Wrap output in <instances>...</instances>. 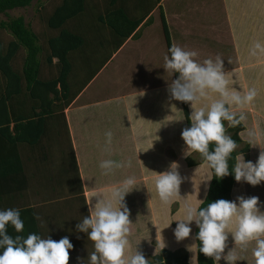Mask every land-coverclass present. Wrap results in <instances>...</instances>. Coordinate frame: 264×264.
I'll list each match as a JSON object with an SVG mask.
<instances>
[{"label": "rangeland", "instance_id": "rangeland-1", "mask_svg": "<svg viewBox=\"0 0 264 264\" xmlns=\"http://www.w3.org/2000/svg\"><path fill=\"white\" fill-rule=\"evenodd\" d=\"M183 1L185 0H159V2H156V0H130L129 6L127 5L129 7V11L133 9V5L135 3H144L143 5L140 4L142 10L146 11L147 9L152 7L153 12L150 13V16L152 15L153 17H151L145 24H143L142 27L137 30V33L132 36V44L128 41L127 45L125 46L126 50H130V48L132 49L130 50V52L134 53L133 60L105 61V59L111 52L110 50L114 47L109 42H112V40L116 41L117 39L106 25L98 22V20L96 19V16L98 14H103L105 12L104 10L107 6V3H105L104 5L102 0H85L87 5V13L85 12L84 14L82 12L83 14L79 13L77 16L73 17V24L77 25L76 30H79L80 28L82 29V31L80 29V31L82 32L81 35L85 38V40L80 48L72 52L70 59L73 65L69 76V91L72 95L80 90L78 92L79 94L76 93V95L81 94L78 98V104H93L100 99L107 100L108 97L114 94H119L123 91H130L127 89L135 91L141 89L143 90L144 88H150L152 87L150 85H154L157 83L164 82L171 84V81L176 79L175 73L172 74L170 71H166V69L163 67L165 64L164 56L168 54V49L160 18L161 8L164 11L163 13L167 22V26L169 27V32H172V34H174L175 36H177V34L176 32L174 33V28L177 26H183V22L174 23L173 18L176 14L182 13V11L186 12L185 14L192 19L188 20H190L195 26L198 27V25H204V28L207 26V28H210L207 31L209 32L210 37H212L211 40L213 41V43H206V46H199V48L196 49L198 53L202 49H205L204 52L201 51L203 52V54L199 53V60L203 61L206 58H215L217 55H219L222 57L224 64L228 65L226 67H233L235 65L234 63L236 62L235 55H233V49L229 45V43L225 42V40L227 41V39L229 38V24L226 21V12L228 14V11L227 8L225 10L223 6L224 0H191L193 3L189 1V3H186L187 5H181ZM61 2L62 0H33L27 7L15 8L8 11L7 15H0V19L3 20H7L8 17L22 16L24 18V21L29 24L30 28L37 34L39 43L44 44L45 46L41 54L42 68L40 69L41 75L45 79L50 78L52 75H56L58 72V67L56 66V64H54V67L51 64H48L45 60V57L49 53V49L46 44L47 39L54 33L51 32L52 30L47 25V18L52 14L55 7ZM226 6H229L228 3ZM263 6L264 5H262V7ZM262 7L260 5L257 6V8L254 7V9L251 10V13H254L255 16L256 13L260 14L259 19L263 23L264 7ZM228 8L230 9V7ZM246 18L248 19L247 16L245 17V19ZM210 33L213 36H211ZM247 33L251 32L247 31ZM11 38L12 36L6 29L0 28V41L3 43L4 47L7 46V43ZM178 40H180L184 46H188V43L190 42V40L188 41L187 38L182 39L181 36ZM148 42L151 43L149 44L150 46L148 45L147 47H139V43L146 44ZM227 45L229 46V49H226ZM179 46L182 45L180 44ZM148 47L153 50L156 48L157 51L154 50V53H159L160 51H162V53H159V59L162 60H143L142 58H140L138 53H135L133 51L136 48L138 50L145 49L146 51ZM23 58L24 53H20V55H18L13 60L12 66L15 68V70H22ZM113 61L119 62V69H114ZM52 62H54V60H52ZM100 68L102 70L96 73ZM246 69V74L244 75L245 79L247 80V82L250 80L254 81L250 85L248 84L247 89L255 88L257 90V96L254 100V103L260 108L255 109L259 114L256 113L254 115L252 109L243 111L246 115V120L243 122L245 129L239 133L242 141L240 144H238L237 149H243L246 146L247 141H249L248 144L250 145L249 150L248 152H246V154L238 155V162L242 161L243 159H245L246 161V157L249 159V161H252L253 156L257 155L255 153V149L258 153L259 151L260 153L264 152V150H261L262 148L264 149V123H261L260 125L257 124V119L259 120V116L264 117V87H258V83L264 82V64H260L258 66H248ZM161 70L162 74L160 73ZM92 76L93 78L91 79ZM229 80L230 83H234L233 79L229 78ZM239 80L240 79H238V81ZM4 87L5 79L0 73V96L2 95V93H4ZM84 87L86 91H83ZM76 95L73 97L69 105H67L63 109L58 110L57 112L59 115L63 116V119L65 117L64 121L66 125H61L63 128H67V124L69 125L67 121L68 119L65 115H67L66 112L69 110L67 108H70V105H73L71 106L73 108L68 114L71 117L74 116L72 114L74 106H76L74 105L76 104ZM213 97H217V95H214ZM19 98V101H17L16 98L14 99V101L10 105L11 109H15L18 107V105L22 104L24 105L25 111L27 112L28 110L26 109H29L28 113L31 114L32 109L30 107L32 106V99H30L25 89L23 90V93L19 96ZM149 100L146 106H141V110L139 109L140 111L137 112L138 116L136 114L132 115L131 120L126 118L128 115L123 110L122 102H109V109L114 110L118 116L117 137L119 136V138L121 139L123 143L122 149L126 151L125 153L124 151L122 152L127 159L126 163L128 162V160L131 161V167H129L130 173L137 170V166H134V163L136 165H139V170H142L143 168L144 170H147V173L149 174H157L167 170L169 168V165L173 161H175L178 162L180 174L182 177H184V179L180 185V196L176 198V202L170 205L165 204L160 200L156 190V186L154 191L151 193L152 189L150 182L155 184L156 180L152 182V179L149 180L148 177L146 198L144 194H139L140 191L143 192V188H141L136 182L135 186L137 188V193L135 192V195L133 194V206L135 209V214L132 213L131 215L130 213V220L132 221V224L130 226V240L131 246H133L132 251L133 253H135L138 249L144 254L146 258H149L151 255L156 254L158 251L157 248H154L155 245L151 244L152 242L153 244H160L163 247L165 246L164 248H170L171 250L182 248L183 251H188V254H190L191 256L190 259L193 260L196 252V245H194L192 233L188 238H185L182 241H177L174 232L171 231V229L175 228L177 224V221L173 220L182 218V216L180 215L183 214V205L186 203V199L184 198V196H187L191 201L192 193H194V190H196V192L198 193L199 188L203 184V188H207L208 182L204 180L210 177L209 169L206 165V161H204L200 157L198 152H193L192 156L184 155L187 146L183 145L185 144V142L181 138V132L182 129L186 127V121L184 118L181 101H177V104H175L176 102L174 101L167 103V105L165 104V101L161 103L160 105L164 106L162 113H160L161 119H158L157 122H155L154 118L151 121L149 120L148 114L153 111L156 112L155 110L157 109L159 104H154V102H151ZM187 105L191 114L193 109H190L189 103H187ZM199 106L200 105H197V107ZM105 109L106 105L99 109H96L94 111V115H91L90 117H87V119H85L86 125L83 128H85L86 130L89 128L90 131H95L96 128H99L102 137H106L105 133L108 131H111L114 135V130L116 129L117 125L113 121L102 119L101 115L105 114H101V112ZM233 110L238 111L235 107L233 108ZM253 117H256V121ZM57 122V126H60L59 123H61V120L58 119ZM131 125H135V131L132 129ZM250 132H254L256 134L254 140H251L249 135ZM137 133H140V135L138 136ZM59 134L61 133L58 132V135ZM227 134L230 135L231 133L227 132ZM256 136H258L259 138L257 139ZM128 140H131L132 143H129ZM258 140L259 143L256 142ZM71 143L72 140L70 139V144ZM254 144L255 146H253ZM176 147H180V149H176ZM138 149L143 150L138 152ZM52 151L53 152H51V157L48 158L47 161H43L42 163L38 162L37 164H39L38 168L43 166V170L45 172L58 173V178L49 177L48 179H46L45 184L40 188V182L43 179L42 175H44L43 171H41L40 174L36 176L35 184H33L32 180H30V182L28 180V184L30 186L29 188L32 195L34 194L36 197V203H40V205L47 207L44 213L47 212L50 222H48L49 224L46 222L45 225L50 229V235L56 233L55 236L62 238L67 233H70L69 235L73 233L68 231L71 230L74 213L77 211V214L79 215L81 209L80 202L75 197L69 199L68 196L70 195L67 194L69 192L67 187H70L71 190H75L73 196L76 194V177L69 172V174L65 176L61 170L52 169L53 166H55L54 168L56 169L60 163V159L58 157L60 153L56 152V150ZM38 153L40 152L37 151V154ZM258 157L259 156H255L254 158L258 159ZM141 159H143V161H141ZM53 160L55 163L52 162ZM103 160L104 157L100 156V161L96 166V168H99V171L97 173V181H100V174L103 173V170L99 167L100 162ZM28 163L31 165L32 162L27 161V164ZM75 166L77 167L76 161ZM69 170L70 168L68 169V171ZM245 185L246 182L244 181H240L235 184V187L232 190V194L234 195L232 200H235L238 196H256L251 192L252 189H248V192L245 193L243 191L244 189H246ZM260 185H263V187L259 188L258 192L260 194H263L264 182H261ZM254 190L255 189H253L252 191ZM20 192L23 194V191ZM153 194L156 197L152 199ZM88 196L89 195H87L86 197ZM17 198H20V194L17 195ZM259 198L260 201H264V197ZM93 200L95 201V198ZM83 209H85V207ZM261 211H264V207L261 208ZM76 217L77 216L74 217V221L76 220ZM162 220L167 222V224L172 221L171 225L168 227L166 226V229L162 224ZM53 222L55 226H57L56 228H54ZM153 228H155V235L153 234ZM39 231L42 232L41 230ZM165 231L166 233H164ZM145 240H151V242H149L147 246L143 245L145 243ZM141 244L143 245L142 247ZM228 244L229 246L225 249V253L230 250L232 252H235V254L239 257L244 258V260H238L236 264H254V257L252 254V249L255 246L254 242L249 244L246 251H242L239 246H234V240L228 241ZM86 246L90 253L94 250L93 242L87 241ZM232 247L233 249H231ZM134 249H136L135 252ZM189 249H192V251H190ZM83 256L85 264H87L84 246ZM219 264H227V262L221 259Z\"/></svg>", "mask_w": 264, "mask_h": 264}, {"label": "clouds", "instance_id": "clouds-1", "mask_svg": "<svg viewBox=\"0 0 264 264\" xmlns=\"http://www.w3.org/2000/svg\"><path fill=\"white\" fill-rule=\"evenodd\" d=\"M135 34L133 32L130 37ZM250 55L264 56V42L255 41ZM198 56L197 51L178 45H172L164 56L163 67L166 71L179 74L169 86L170 99L190 102L193 109L189 116L190 127L183 128L181 132V138L187 146L184 155L192 156L193 152H198L207 162L213 175L204 181L210 182L213 177L222 179L234 174L237 182L260 185L264 182V152H261L255 163L243 159L230 169L229 160L238 144L227 134L228 128H236L246 120L243 111L238 112L233 108L244 109L251 105L257 96V90L249 88L241 94L230 83L221 56L209 57L203 61ZM212 93L218 98L213 99L210 95ZM105 135L108 150L113 133L108 131ZM249 135L251 140L255 139L254 132ZM141 150L143 149H138V152ZM125 166L131 167V161L125 164L105 159L99 165L106 176ZM183 179L179 164L175 161L167 170L159 173L155 186L163 203L170 205L176 202ZM135 184L134 177H127L114 186L92 191L86 197L90 214L84 216L75 227L78 232L86 233L87 239L93 242L94 250L88 254L87 264H149V260L138 249L133 255H127L132 221L125 197L133 190L132 198L137 193ZM150 184L152 193L155 186L151 182ZM139 194L147 195L143 192ZM154 197L156 196L153 194L152 199ZM199 201L197 204L186 202L182 218L173 220L177 221L173 229L177 241L190 236L194 222L199 229L196 233V239L200 242L198 250L212 258L214 264H219L221 259L227 264L244 260L230 250L225 253L229 246V236L234 240V246H239L242 251H246L249 244L254 242V264H264V211H261L264 201H260L258 196H238L235 200L221 198L204 207L200 206L204 200ZM36 219H40L39 215H36ZM9 225L17 233L23 232L24 221L19 208L0 209V264H69L70 250L74 249L69 236L58 241L49 235L43 238L36 233H30L26 238L20 235L13 238L8 233ZM77 260L79 264H85L84 258L77 257Z\"/></svg>", "mask_w": 264, "mask_h": 264}, {"label": "trees", "instance_id": "trees-1", "mask_svg": "<svg viewBox=\"0 0 264 264\" xmlns=\"http://www.w3.org/2000/svg\"><path fill=\"white\" fill-rule=\"evenodd\" d=\"M32 1L0 0V15H7L8 11L15 8L27 7ZM102 2L104 5L107 3L105 12L98 14L96 19L98 22L110 28L113 35L116 36V41L114 42L113 40L115 48L120 47L123 41L135 32L148 15L149 17L146 22L150 19V12L153 9L150 7L144 11L141 8V5L144 3H140L141 5L135 3L133 9L129 11L128 6L130 0H102ZM156 2H159V0H156ZM86 11L87 5L85 0H62L47 18V25L52 30L51 32L54 33L47 39L46 44L49 53L45 57V60L53 67L52 60H57L56 66L58 67L57 74L47 79L42 77L40 70L42 68L41 54L45 46L39 43L37 34L24 21L22 16L8 17L7 20L0 19V28L6 29L12 36L6 47L0 41V73L5 79L4 93L0 96V206L1 202H4L5 199L2 195L8 194L9 192L7 190L20 189L22 183L25 181L24 165L21 157L22 145L34 146L38 144L45 134L47 123L51 121V117L56 110L63 109L69 105L77 93L71 95L69 91V76L73 65L70 59L72 52L83 45L85 38L81 35V28V31L80 29L76 30L77 25L73 24V17L82 12L85 14ZM163 12L161 8L160 18L166 38L167 49L169 50L172 45ZM20 53H24L23 66L21 71H17L12 66V62ZM246 58L247 60H243V62L249 63L253 61L250 60L251 56L249 55ZM178 75V73H175L176 78H178ZM230 78L233 79V84L238 83V79H241L239 76ZM258 87H264V82L258 83ZM24 89L30 99H32V106L30 107L32 109L31 114L28 113L29 109H26L28 110L27 112L25 111L24 105L22 104L18 105L15 109H11L10 107L15 98L19 101V96L23 93ZM212 98L215 99L218 97ZM181 103L186 127H190L191 121L189 119L190 111L188 105L184 102ZM244 129L245 127L242 123L236 128H228L227 132H230L231 137L237 141V144H240L242 139L239 133ZM248 143L249 141H247L243 149H236L234 151L232 158L229 160L230 169L238 162L239 154L244 155L248 152L250 145ZM200 157L203 159L201 155ZM246 161H249L247 157ZM206 165L209 169V176L211 177L213 170L208 166L207 162ZM3 183H6L8 187L3 185ZM236 183L234 174L225 176L222 179L213 177L207 184V190H205V187L203 188V184L199 188L198 193L194 190L191 201L187 196H184V198L186 202L193 204H196L199 199L204 200L200 204L202 207L206 206L209 202L221 198L232 200L234 196L232 190ZM248 184L246 182V189L243 190L245 193L248 192V189H255L254 191L251 190L254 195L264 197V193L260 194L258 192L259 188L263 187V185L250 186ZM11 205V202L7 203L8 208H12L10 207ZM19 209L21 210V218L24 221V230L21 233H17L14 227L9 225L8 233L13 238L17 235L26 238L30 233L40 235L33 207L24 206ZM180 216H183V214ZM192 229V239L195 241L194 245H196L193 260L190 259L191 256L188 254V251H183L182 248L175 250L162 248L158 253L151 255L149 258L145 257L149 260V264H214L212 258L199 252L198 246L200 242L196 239V233L199 229L195 224L194 226L192 225ZM230 240H232L231 236H229Z\"/></svg>", "mask_w": 264, "mask_h": 264}, {"label": "crops", "instance_id": "crops-1", "mask_svg": "<svg viewBox=\"0 0 264 264\" xmlns=\"http://www.w3.org/2000/svg\"><path fill=\"white\" fill-rule=\"evenodd\" d=\"M189 1H191V0H188V1L185 0L181 3V5H184V4L187 5L186 3H189ZM191 3H193V2L191 1ZM227 3L229 5L228 7H230V9L226 6ZM223 4H224L223 6H224L225 10L227 8V11H228V14L226 11L225 12H226V17H227L226 21L229 24V28H228L229 38L227 39V41L225 39L224 40H225V42H228L229 45L232 47V49H233L232 52H233V55H235V60H236V62L234 63L235 65L233 67L232 66L226 67L228 65L224 64V70L227 73L228 78L235 77V76H239L241 78L238 81V83L234 84L233 86L236 87L237 90H240L243 94V92L247 90L248 84L250 85L252 82H254L253 80H250L247 82V80L245 79L244 75L246 74V72H245V70H247L246 68L248 66H258L260 64H264V56L252 57L250 55V49H251V47L255 41L259 40L261 42H264V20L262 23L259 19L260 14L256 13V16H255L254 13H251L252 12L251 10L254 9V7L257 8V6H259V5L262 7V5H264V0H224ZM151 12H153V10ZM185 13L186 12L182 11V13L176 14L173 18L174 23L183 22V26H177L174 28V33L176 32L177 36L172 34V32L170 33L169 27L167 26L168 33H169V36L171 39V45H178L179 46L181 44L182 45L181 47L196 51V49L199 48V46H206V43H213V41L211 40L212 37H210L209 32L207 31L210 28H207L208 26L204 28V25H198V27L195 26L194 24H192V22L190 20H188L191 18H189V16L186 15ZM246 16L248 17V19L247 18L245 19ZM148 17H149V15H148ZM148 17L135 30L136 33H137V30L139 28H141L143 24H145ZM151 17H153V16L151 15L150 18ZM165 21H166V19H165ZM166 25H167V22H166ZM185 28H187V29H185ZM247 31H250L251 33H247ZM180 36L182 39L187 38L188 41L190 40V42L188 43V46H184L181 43V41L178 40V39H180ZM211 36H213V35L211 34ZM131 40H132V36L128 37L125 41H123V43H122V45H120V47H118V48L113 47L110 50L111 52H110L108 58H106V61L107 60H133L134 53L130 52V50H132V49L131 48H130V50L125 49V46L127 45L128 41L131 43ZM109 43H111L112 45L114 44L113 40H112V42L110 41ZM149 44H151V43L150 42H148L146 44H140L139 43V47L140 46L141 47H143V46L147 47ZM226 49H229L228 45H227ZM154 50L157 51L156 48ZM154 50L151 49L150 47H148L146 49V51H145V49L138 50L137 48L133 51L135 53H138L140 58H142L143 60H150V59L162 60V59H159V56H160L159 53H162V51H160L159 53H156V52L154 53ZM201 51L204 52L205 49H202ZM201 51L199 53L203 54V52H201ZM248 55L251 56L250 60H253V61H251L249 63L243 62V60H247L246 57H248ZM56 62H57V60L54 59V62H52V63L56 64ZM113 62H114V69L115 68L119 69V62H115V61H113ZM105 63H107V62H105ZM105 63H104V65H105ZM101 70L102 69L100 68L96 73H98ZM160 73L162 74V70L160 71ZM231 84H233V83H231ZM150 86H152V87L147 88V89L144 88L143 90L141 89L138 91L127 89L130 91H128V92L123 91L119 94H114V95L108 97L107 100L105 99L108 102H106L104 99H100V100H97V102H94L93 104H86V105L85 104H81V105L78 104V101H79L78 98L80 97L81 94L78 95L79 93L77 92L78 94L75 97V103L76 104H74L76 106H74L73 114H72L74 116L71 117L68 114L72 110L73 107H71V106H73V105L69 106L71 109L67 108L69 110L66 112L67 115H65L66 118L68 119L67 121L69 123V125L67 124V128H63L61 126L64 124L66 125V123L64 121L65 117L63 119L62 115L57 114V112L59 110L58 109V110H56L54 115L51 117V121L47 123V129L45 130V134H44L43 138L39 141V143L34 145V146H31V145L23 146L22 145V147H21V157L23 159L25 181H24V183H22L20 189L7 190V192H9V193L6 195H2V197H4L5 199H4V202H1L0 209L8 208V206H7L8 202H11L12 205L10 207H12V208H23L24 206L33 207V209L35 211V218H36V215H39V217H40L39 220L35 219L36 222L38 223L37 225L39 226V230L42 231V232L39 231L40 235L42 234L43 238H47V236L49 235V236H51L52 239L58 241L60 238L58 236H55L56 233H54L53 235H50V229L47 228L45 225L46 222L47 223L50 222V219H49V216L47 215V212L44 213V211L47 207L40 205V203L39 204L36 203V201H35L36 197L34 194L32 195V193L30 191V188H29L30 186L28 184V180H29V182H30V180H32L33 184H35L36 176H38V174H40V172L43 171V174H44V175H42L43 179L40 182V188H41L45 184L46 179H48L49 177L58 178V176H57L58 173L45 172L43 170L44 169L43 166L38 168L39 164H37V163L38 162L42 163L43 161H47L48 158L51 157V152H53L52 150H56V152L60 153L58 156L60 159V163L56 169L54 168L55 166H53L52 169L53 170H61L65 176H67V174H69V173L72 175H75V177H76V194L73 196V193L75 190H71L70 187H67L69 190V192L67 194L70 195V196H68L69 199H72V197H75L80 202V209H81L79 215L77 214V211L74 213V217L75 216H77V217H76L75 221H74V217H73L71 230L68 231V232H73V233L71 235H69L70 233H67L64 235V236L69 235L72 243L74 244V249L70 250L69 264H79L77 257L84 258L83 246H84L86 260H87L88 254L90 253L87 246H86V242L90 241L87 239V234L78 232L76 230V227H75L76 224L79 223L80 220H82L84 216H88L90 214L88 211V205L85 202L87 195L90 196L92 191H95L99 188L114 186V185L122 182L127 177H134L137 184L141 188H143V192L145 194H147L148 177H149V180L152 179V182H154L156 180L157 176L159 175V173L149 174V173H147V170H144L143 168H142V170H139L138 169L139 165H136L134 163V166H137V170L133 171L132 173H130L129 167L125 166L123 168L115 169L113 171V173H111L107 176L104 175L103 173L100 174L101 176L100 177L98 176L100 181H97V173L99 171V168H96V166H97V163L100 161V156L104 157V160L105 159H113L116 161L124 162L125 164L127 161V159L124 155V153L126 151H124L122 149L123 143H122L121 139L119 138V136L117 137V135H118V132H117V130H118L117 120H118V118L117 117L118 116L114 110L109 109V102H113V101L122 102L123 110L128 115L126 118L131 120L132 115L136 114L138 116L137 112H139L141 110V106L142 105L146 106L148 103V100L150 99L149 101L154 102V104H159V106L155 110L156 112L153 111L150 114L147 113L149 116V120L151 121L154 118L155 122H157L158 119H161L160 113H162V111L164 109V106L160 105L161 103H163L165 101L166 102L165 104L167 105V103L174 101V102H176L175 104H177L176 100L170 99V95H169L170 93H168V89H169L170 84L162 82V83H157V84L150 85ZM83 91H86L85 87H84ZM210 95H211V97H213L216 94L212 93ZM135 102H137L138 104ZM105 105H106V109L101 112V114H105V115H101L102 119H108V121H113L117 125L116 129L114 130L115 134L113 135V138H112V144L110 146H108V150H106V137H102V134H101L99 128H96L95 131L92 130L93 133H92V131H90L89 128L87 130L85 128H83L86 125L85 119H87V117H90L91 115H94V111L96 109H99ZM189 105H190V102H189ZM257 108H260V107L257 106L253 101L251 105L246 106L244 109H237V110L238 111H245L247 109H250V110L252 109L253 115H254L256 113L259 114L255 110ZM190 109H192L191 106H190ZM255 116H257V115H255ZM105 117H107V118H105ZM253 118L256 121V117H253ZM58 119L61 120V123H59L60 126H57L58 125V122H57ZM261 123H264V117L259 116V120L257 119V124L260 125ZM123 124H125V123H123ZM68 126H69V130H68ZM131 127L135 131V125H131ZM58 132H60L61 134L58 135ZM146 134H148V133H146ZM256 138L258 139L259 137L256 136ZM70 139L72 140L71 144H70ZM128 142L132 143L131 140H128ZM256 142L259 143V140ZM183 145H185V144H183ZM176 149H180V147H176ZM261 150L263 151L264 149L262 148ZM37 151H39L40 153L37 154ZM123 151H124V153H122ZM255 153L257 154L255 156H259L261 154L260 151L258 153L256 151V149H255ZM255 156H253V159H252L253 163H255L258 160L256 158H254ZM27 161L32 162L31 165L29 163L27 164ZM75 161H76L77 167L75 166ZM141 161H143V159H141ZM52 162H54V160ZM133 162H134V160H133ZM33 163H34V168H38V169L33 168ZM132 166H133V163H132ZM69 168H70V170L68 171ZM37 181H38V179H37ZM19 184H21V183H19ZM152 184L155 186L154 183H152ZM3 185L8 187L6 183H3ZM20 191H23V194ZM133 191H131L125 197L126 204H127V207L129 209V212L131 213V215H132V213L135 214V209L133 206L134 202H133V198L131 197V193ZM140 192H142V191H140ZM19 194H20V198H17V195H19ZM145 197H147V195H145ZM81 204H82V206H81ZM84 207H85L86 211H85V209H83ZM162 224L167 229V227H166L168 225L167 222L162 220ZM194 224L195 223H193V226H194ZM53 225H54V228L57 227V226H55L54 222H53ZM173 229H171V231H173ZM164 233H166V231ZM153 234L155 235V228H153ZM159 241H160V239H159ZM129 242L130 243H129L127 255L131 256L134 253L132 251L133 246H131L130 236H129ZM149 242H151V240H149V241L145 240V243L143 245L147 246ZM151 244L155 245L154 248H157V250H158L157 253L163 247L160 244L157 245V244H153L152 242H151ZM143 245L141 244V247ZM135 250L136 249H134V252H135ZM172 250H174V249H172Z\"/></svg>", "mask_w": 264, "mask_h": 264}]
</instances>
